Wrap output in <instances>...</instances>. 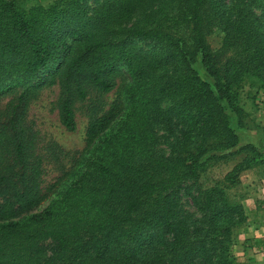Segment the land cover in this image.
<instances>
[{
    "label": "trees",
    "instance_id": "1",
    "mask_svg": "<svg viewBox=\"0 0 264 264\" xmlns=\"http://www.w3.org/2000/svg\"><path fill=\"white\" fill-rule=\"evenodd\" d=\"M260 1L119 0L90 10L84 0H0V97L10 94L0 107V264H232L245 215L227 190L260 151H231L239 136L229 111L244 113L247 77L264 85ZM136 13L141 23L130 22ZM216 26L223 37L214 49ZM121 68L130 80L105 109ZM54 85L69 131L75 104L94 94L84 145L68 166L69 152L55 142L39 147L27 118L32 99ZM235 152L245 155L203 186L211 159ZM45 161L60 172L47 187Z\"/></svg>",
    "mask_w": 264,
    "mask_h": 264
},
{
    "label": "rangeland",
    "instance_id": "2",
    "mask_svg": "<svg viewBox=\"0 0 264 264\" xmlns=\"http://www.w3.org/2000/svg\"><path fill=\"white\" fill-rule=\"evenodd\" d=\"M51 0H25L27 4L42 3L47 4ZM119 0H84V4L90 9L100 7L104 4L118 5ZM255 15L264 24V0L253 8ZM139 13L130 18V22H140ZM223 31L220 26L214 28L213 33L208 37L212 48L217 49L222 43ZM143 49L149 48L144 42L139 43ZM198 74L205 80L211 82V78L205 71L200 62L195 63ZM129 79L127 72L121 68L116 73V86L102 99L107 109L110 103L115 99L118 88L122 83ZM130 80V79H129ZM94 94H90L88 99L75 104L76 128L73 131L65 129L58 119L56 102L58 98V86L42 88L39 93L29 104L28 121L37 133L39 147H44L51 142L57 143L64 151L69 152L68 157L63 159V164L68 166L72 157L84 145L85 129L88 121L86 106L89 101L93 100ZM10 98V94L0 97V107ZM239 104L244 110L240 119L229 111L231 126L239 136V144L231 149L237 151L238 148L245 144L254 145L260 152L258 160L254 166L243 170L239 176V183L227 190L230 199L239 202L242 205L245 215V221L237 225L234 229V238L231 245L232 264H264V226L254 228V225L262 224L264 221V85L255 77L250 76L245 80V85L240 92ZM161 133V131H159ZM159 151L168 152L167 145L158 143ZM227 151H223L226 153ZM222 153V154H223ZM220 154V152H218ZM245 155L242 153H233L227 158L211 159L205 171L201 174L200 182L203 186H210L217 179L229 171ZM58 165L45 161L42 186L47 187L59 176ZM46 200L39 207H44ZM184 207L190 212L195 209L190 205L188 198H184ZM29 212L17 213L16 218L24 217ZM47 255L50 257L54 249V243L50 239L43 242ZM44 264H52L48 260Z\"/></svg>",
    "mask_w": 264,
    "mask_h": 264
},
{
    "label": "crops",
    "instance_id": "3",
    "mask_svg": "<svg viewBox=\"0 0 264 264\" xmlns=\"http://www.w3.org/2000/svg\"><path fill=\"white\" fill-rule=\"evenodd\" d=\"M263 226H264V221L262 222V224L254 225V228L260 227L261 229H263Z\"/></svg>",
    "mask_w": 264,
    "mask_h": 264
}]
</instances>
